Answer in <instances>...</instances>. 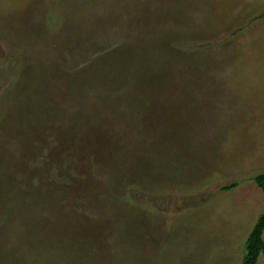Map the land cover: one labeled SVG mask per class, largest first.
<instances>
[{"label":"rangeland","instance_id":"obj_1","mask_svg":"<svg viewBox=\"0 0 264 264\" xmlns=\"http://www.w3.org/2000/svg\"><path fill=\"white\" fill-rule=\"evenodd\" d=\"M263 12L0 0V264H241L264 212Z\"/></svg>","mask_w":264,"mask_h":264},{"label":"trees","instance_id":"obj_2","mask_svg":"<svg viewBox=\"0 0 264 264\" xmlns=\"http://www.w3.org/2000/svg\"><path fill=\"white\" fill-rule=\"evenodd\" d=\"M264 12L259 16H263ZM251 180L261 189L264 194V172L257 173L252 176ZM237 185V182H232L223 186L222 190H229ZM264 212H262L254 225L252 226L249 234L245 240V253L242 257L241 264H256L259 255L264 258Z\"/></svg>","mask_w":264,"mask_h":264},{"label":"crops","instance_id":"obj_3","mask_svg":"<svg viewBox=\"0 0 264 264\" xmlns=\"http://www.w3.org/2000/svg\"><path fill=\"white\" fill-rule=\"evenodd\" d=\"M255 185H256V184H255ZM256 186H257V185H256ZM257 187H258V186H257ZM258 188H259V187H258ZM259 189H260V188H259ZM260 190H261V189H260ZM261 192H262V191H261ZM262 193H263V192H262ZM257 218H258V217H257ZM257 218L254 219V221H253L254 223H255V221L257 220ZM251 223H252V222H251ZM254 223H252V224L254 225ZM252 224H251V225H252ZM253 225H252V226H253ZM252 226H251V228H252ZM250 230H251V229H250ZM263 236H264V234H263ZM246 237H247V236H246Z\"/></svg>","mask_w":264,"mask_h":264}]
</instances>
